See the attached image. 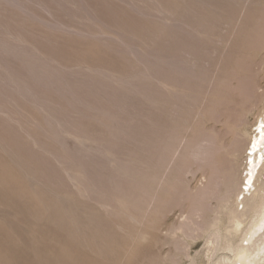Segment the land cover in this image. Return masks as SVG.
I'll return each instance as SVG.
<instances>
[{
    "label": "rangeland",
    "instance_id": "374dc122",
    "mask_svg": "<svg viewBox=\"0 0 264 264\" xmlns=\"http://www.w3.org/2000/svg\"><path fill=\"white\" fill-rule=\"evenodd\" d=\"M263 17L264 0H0V259L229 256L213 235L260 140Z\"/></svg>",
    "mask_w": 264,
    "mask_h": 264
},
{
    "label": "bare ground",
    "instance_id": "6f19581e",
    "mask_svg": "<svg viewBox=\"0 0 264 264\" xmlns=\"http://www.w3.org/2000/svg\"><path fill=\"white\" fill-rule=\"evenodd\" d=\"M260 23H261V21H259V19H257L252 24L255 27L256 25H258ZM249 33H250V31H249ZM253 35H255V34H253ZM257 35H259V33H257ZM257 42L259 43L258 46L264 45V39L260 38L259 41H257ZM250 77H252V76H250ZM251 90H252V88H251ZM260 98H262V97H260ZM256 100H257V98H256ZM260 102H262V101H260ZM262 115H264V114H262ZM260 122H261L260 123L261 127L258 126V128H259L258 129V133L260 135V140H258V138L254 140V142H253V144H254L253 146L254 147H253L252 153L247 156L246 171H247L248 174H247V176L244 175L246 178L243 179L242 183H240L241 180L239 181V183H240L239 185L241 187L238 189L239 191H237L238 193L236 194V197L234 196L235 193L232 192L233 190H236V189H233L229 193V189L233 188V186H236V182L237 181L235 180V177H234V180L236 182L233 180L234 183H232L231 186L229 185L230 181H228V178L230 179L231 176L228 177V178H225V180L228 181L227 182L228 186H230L229 189L228 188L226 189V190H228L227 193H229L230 196L232 194H234L232 196L235 197V199H234L235 201H233L234 203L230 207L227 208L228 209L227 210V215H228V219H229V227H227L225 229V232L223 233V235L220 233L221 230L218 229V231H217V230L214 229L215 231H214L213 237H214V241L217 243L216 245L221 244V242H222L223 247H224V249L226 251H228L229 256H223L221 259L216 261L214 264H264V181L262 179V177H263L262 175L263 174H260V172H259L261 164L264 163V128H263V126H264V117L262 119H260ZM204 141H202L203 143L202 142L197 143L196 146L198 144L203 146L204 145ZM209 141H211V140H209ZM206 142H207V140H206ZM206 142H205V145H206ZM211 142H208V143H211ZM208 143H207V145H209V146H207L206 148H209L211 146H213V147H211L209 149H206L203 146L204 149L208 150V152L206 151L207 153L205 152V150L204 151H200V150H202V148H201L202 146L199 145L198 146L199 148L198 147L194 148V150H198L197 152L195 151V156H197V157L194 156V150H193V156L195 158H198L199 156H201V157L203 156L202 159L200 157L199 158L201 160H205V159H207V155L204 158L205 155H203V154L206 153V154H208V156H210V157L212 156L213 157L214 149L212 150V148H215V147L213 145V142L211 144H208ZM251 144L252 143H250V145ZM196 148H198V149H196ZM237 148H239V147H237ZM210 150L212 152H209ZM245 152H248V151H245ZM201 153H202V155H201ZM207 162H209V160ZM212 163H214V162H212ZM224 172H222V174H221V172L219 173V174L223 175L222 176L223 178L225 177ZM219 174H218V176L221 177V175H219ZM227 174H228V172H227ZM219 177L215 178L214 183H216V184L219 183V181H218V183L215 182V181L219 180ZM239 177L240 176H237V180H238ZM245 179H247V182L245 181ZM220 182L222 183L221 180H220ZM214 183H213V186H214ZM219 185H221V184H218L217 186L219 187ZM250 185H251V189L248 190V192L246 193L244 187L250 186ZM217 186L212 187V184H211V187L213 189L217 188ZM212 188H210V189H212ZM214 191H215V189H214ZM215 192H213V193L210 192L209 195H208V192H207L208 197L210 195H212V194H216ZM227 193L225 192V195H218L217 194V196H216V197H219V199L224 203L223 207H226L227 204H228V201H229V200H227L228 197L226 198V196L229 195ZM241 195H243V199L238 200V198H240ZM204 196H206L205 193H204L203 197ZM221 196H222V199L220 198ZM222 202H221V204H222ZM196 210H193V212H196ZM198 210H201V209L199 208ZM201 211H203V210H201ZM248 217L250 218V221L248 222V224L246 226H244V224H245L244 223L245 222L244 219L245 218L248 219ZM186 223H188V222H186ZM218 224H220V223H218ZM186 226L187 225H185L184 222H183L178 227L181 228V230H182V227L186 228ZM213 227H214V225L212 224V225L206 227V229L212 230ZM223 231H224V229H223ZM118 245L122 246L120 244H118ZM215 247H218V246H215ZM132 252L133 251H130V249L127 248V252H124L122 254H118L117 255L118 257L116 259V262L113 263V264H131V263H133V262H130V260L132 259V255H131ZM58 257H59L58 260H62V262H60L61 264H88V263H85L82 260H80L79 254H76V253H64V252H62V253H60L58 255ZM145 258L143 257L141 261H143ZM146 260H148V259H146ZM64 261H66V262H64ZM101 261H96V263H94V264H105V262H103V261L101 262ZM149 262H151L150 258H149V261L148 262L146 261L145 263H149ZM0 264H9V263H7L6 258L3 257L2 259H0ZM143 264H144V262H143ZM175 264H176V262H175Z\"/></svg>",
    "mask_w": 264,
    "mask_h": 264
}]
</instances>
